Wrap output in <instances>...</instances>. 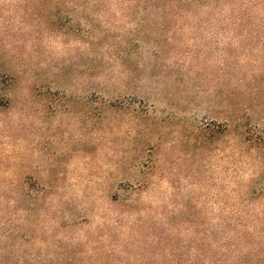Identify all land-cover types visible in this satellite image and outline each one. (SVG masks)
<instances>
[{"label":"rangeland","instance_id":"374dc122","mask_svg":"<svg viewBox=\"0 0 264 264\" xmlns=\"http://www.w3.org/2000/svg\"><path fill=\"white\" fill-rule=\"evenodd\" d=\"M0 77V264H264V0H0Z\"/></svg>","mask_w":264,"mask_h":264},{"label":"trees","instance_id":"16d2710c","mask_svg":"<svg viewBox=\"0 0 264 264\" xmlns=\"http://www.w3.org/2000/svg\"><path fill=\"white\" fill-rule=\"evenodd\" d=\"M3 79L4 78L0 77V83H4ZM234 128H238V130H240V128H241V130H242V127L240 126V124L236 125L234 123H230L225 127L224 132L226 133V132H228ZM240 136L242 138V143L244 144L245 147L258 150V152L261 155V158L264 159V141H260V140L254 139V138H248L244 134V132H241ZM249 194H250V196H264V186L257 187L256 185H253L250 188ZM261 243L263 244V241H260V244ZM243 248L249 249V246H244ZM242 253L243 254L241 256V260L247 261V260H245L247 258H246V255H244V251ZM257 261L262 263L264 261V254H262V256L257 257Z\"/></svg>","mask_w":264,"mask_h":264}]
</instances>
